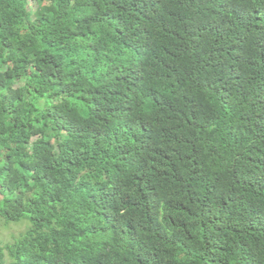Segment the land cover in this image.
Segmentation results:
<instances>
[{
	"label": "trees",
	"instance_id": "1",
	"mask_svg": "<svg viewBox=\"0 0 264 264\" xmlns=\"http://www.w3.org/2000/svg\"><path fill=\"white\" fill-rule=\"evenodd\" d=\"M0 225V264H264V0H0Z\"/></svg>",
	"mask_w": 264,
	"mask_h": 264
},
{
	"label": "rangeland",
	"instance_id": "2",
	"mask_svg": "<svg viewBox=\"0 0 264 264\" xmlns=\"http://www.w3.org/2000/svg\"><path fill=\"white\" fill-rule=\"evenodd\" d=\"M29 6L32 11H35L37 9V5L35 2H30ZM23 231H25V226L11 225L9 228H4L0 225L2 240L7 243L13 242L14 238L18 237L19 234Z\"/></svg>",
	"mask_w": 264,
	"mask_h": 264
}]
</instances>
